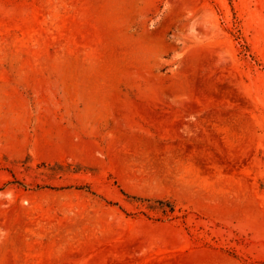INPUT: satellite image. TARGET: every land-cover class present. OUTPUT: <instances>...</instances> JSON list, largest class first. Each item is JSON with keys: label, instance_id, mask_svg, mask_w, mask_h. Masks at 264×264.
Listing matches in <instances>:
<instances>
[{"label": "rangeland", "instance_id": "obj_1", "mask_svg": "<svg viewBox=\"0 0 264 264\" xmlns=\"http://www.w3.org/2000/svg\"><path fill=\"white\" fill-rule=\"evenodd\" d=\"M0 264H264V0H0Z\"/></svg>", "mask_w": 264, "mask_h": 264}, {"label": "trees", "instance_id": "obj_2", "mask_svg": "<svg viewBox=\"0 0 264 264\" xmlns=\"http://www.w3.org/2000/svg\"><path fill=\"white\" fill-rule=\"evenodd\" d=\"M159 203L161 204V207L164 210H167V211H174L175 210V205H173L170 201L161 200V201H159Z\"/></svg>", "mask_w": 264, "mask_h": 264}, {"label": "bare ground", "instance_id": "obj_3", "mask_svg": "<svg viewBox=\"0 0 264 264\" xmlns=\"http://www.w3.org/2000/svg\"><path fill=\"white\" fill-rule=\"evenodd\" d=\"M218 85V84H217ZM199 92V91H198ZM214 93L215 94H219V89H218V87L217 86H215V89H214ZM214 94V95H215ZM206 100H203V102H205ZM200 106V105H199ZM194 108H196V106L194 107ZM218 110V109H217ZM219 112V111H218ZM226 113H227V111H225ZM223 113V112H222ZM218 120H220V119H218ZM222 123V122H221ZM212 140V139H211Z\"/></svg>", "mask_w": 264, "mask_h": 264}]
</instances>
